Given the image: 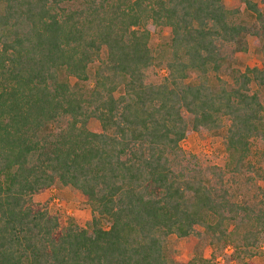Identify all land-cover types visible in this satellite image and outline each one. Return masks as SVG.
Segmentation results:
<instances>
[{"label":"trees","instance_id":"obj_1","mask_svg":"<svg viewBox=\"0 0 264 264\" xmlns=\"http://www.w3.org/2000/svg\"><path fill=\"white\" fill-rule=\"evenodd\" d=\"M239 1L252 21L224 0H0V264H177L171 236L254 264L264 179L259 203L234 202L224 172L180 146L221 135L238 175L264 138V63L221 78L225 47L250 36L264 55V12ZM155 31L168 40L152 49ZM67 186L89 222L50 211Z\"/></svg>","mask_w":264,"mask_h":264},{"label":"rangeland","instance_id":"obj_2","mask_svg":"<svg viewBox=\"0 0 264 264\" xmlns=\"http://www.w3.org/2000/svg\"><path fill=\"white\" fill-rule=\"evenodd\" d=\"M257 6L264 12V0H253ZM224 5L228 9H240V18L250 22L252 16L241 8L239 0H224ZM168 40V33L165 31H155L151 33L150 47L156 49L162 42ZM244 46L241 49L235 46L224 48L226 54H229V66L226 73L221 78L230 80V67L243 70L245 67L260 68L264 63V55L254 42V38L246 36ZM165 71L159 72L158 76H164ZM152 80L157 77L151 75ZM189 81H194L193 78ZM255 87L253 86V90ZM261 98L264 99V86L259 89ZM87 129L92 132H100V127L95 119L87 122ZM180 146L187 156H194L200 166H213L224 172L225 184L231 194L232 201L237 203H259L261 201L259 188H262L264 179V138H254L249 142L250 152L244 161L241 174L233 175L226 168L228 158L221 135H211L207 133H196L188 130L185 139ZM48 196L51 198L50 211L59 210L80 222H89L94 213L91 206L84 201L81 193L76 189L67 187L52 188ZM102 227L107 228V223L102 221ZM201 232V229H197ZM170 254L176 260L177 264H184L194 256V252L200 250L205 259L211 260L212 264H235L233 261V248L226 246L218 253L214 248L208 246L203 236L195 237L193 242V253L186 246V239H177L175 236L169 237ZM213 254V255H212ZM250 261L254 264H264V236L260 237L258 246L251 249Z\"/></svg>","mask_w":264,"mask_h":264}]
</instances>
